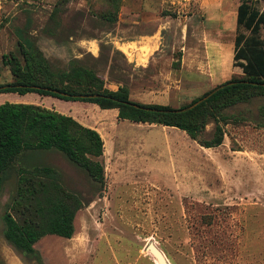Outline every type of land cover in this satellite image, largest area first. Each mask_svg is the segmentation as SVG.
Here are the masks:
<instances>
[{
    "label": "rangeland",
    "instance_id": "1",
    "mask_svg": "<svg viewBox=\"0 0 264 264\" xmlns=\"http://www.w3.org/2000/svg\"><path fill=\"white\" fill-rule=\"evenodd\" d=\"M116 1L117 18L108 21L102 16L116 11L112 0H0V81L12 80L2 58L16 51L23 31L56 65L81 58L106 88L126 86L139 103L179 107L243 77L233 58L243 0ZM248 1L264 11V0ZM6 101L56 109L97 129L105 140V187L94 196L85 172L59 153L44 154L84 205L73 237L45 235L29 256L4 237L3 214L20 216L10 208L17 185L10 176L0 190V264H157L150 242L170 264H264L258 120H229L223 143L207 148L179 128L119 118L118 108L36 92H0V104ZM213 128L201 137L210 138Z\"/></svg>",
    "mask_w": 264,
    "mask_h": 264
},
{
    "label": "trees",
    "instance_id": "2",
    "mask_svg": "<svg viewBox=\"0 0 264 264\" xmlns=\"http://www.w3.org/2000/svg\"><path fill=\"white\" fill-rule=\"evenodd\" d=\"M69 1L59 0L58 4ZM112 1L116 11L102 16L108 21L117 18L119 9V2ZM57 17L53 14L52 19L57 22ZM236 23L233 58L234 65L242 68L243 77L222 83V88L189 109L213 88L179 107L132 101L128 87L106 88L95 69L81 58L72 59L65 67L56 65L24 31L19 33L16 51L3 55V64L9 67L12 80L0 81V92H36L92 102L103 109L118 108L119 118L176 127L199 139L204 147H216L224 141V124L229 120L256 119L264 127V40L260 36L264 11L243 0L237 9ZM251 105H256V114ZM210 123L214 124L212 136L202 138ZM49 152L61 154L85 172L95 188L94 196L101 194L105 187V167L101 161L104 140L97 129L72 115L35 103H1L0 190L10 176H17L10 208L20 215L17 218L10 210L3 214L4 237L17 251L29 256L36 255V244L45 235L73 237L77 213L84 205L82 195L66 185L61 171L42 161V156Z\"/></svg>",
    "mask_w": 264,
    "mask_h": 264
},
{
    "label": "water",
    "instance_id": "3",
    "mask_svg": "<svg viewBox=\"0 0 264 264\" xmlns=\"http://www.w3.org/2000/svg\"><path fill=\"white\" fill-rule=\"evenodd\" d=\"M224 85L223 84H220L216 87H214L212 89V91H210V93L203 97L202 99H199L197 102L193 103L192 105H190L188 107L189 108H192L194 107L196 104H198L199 102H201L202 100L206 99L208 96L212 95L214 92H216L217 90H219L220 88H222ZM187 109V108H185ZM148 249L151 251V253L153 254V256L155 257V259L160 263V264H170L168 259L166 258V256L163 254V252L155 245V243L153 242H150L148 244Z\"/></svg>",
    "mask_w": 264,
    "mask_h": 264
},
{
    "label": "crops",
    "instance_id": "4",
    "mask_svg": "<svg viewBox=\"0 0 264 264\" xmlns=\"http://www.w3.org/2000/svg\"><path fill=\"white\" fill-rule=\"evenodd\" d=\"M128 49V51H131V47H128L127 48ZM234 56V55H233ZM99 106V105H98ZM101 108V107H100ZM69 115V114H68ZM74 117V116H73ZM88 126V125H87Z\"/></svg>",
    "mask_w": 264,
    "mask_h": 264
},
{
    "label": "bare ground",
    "instance_id": "5",
    "mask_svg": "<svg viewBox=\"0 0 264 264\" xmlns=\"http://www.w3.org/2000/svg\"><path fill=\"white\" fill-rule=\"evenodd\" d=\"M170 127V126H169ZM175 129V128H174ZM105 141V140H104ZM7 261V260H6ZM157 264H160L157 260H156Z\"/></svg>",
    "mask_w": 264,
    "mask_h": 264
}]
</instances>
